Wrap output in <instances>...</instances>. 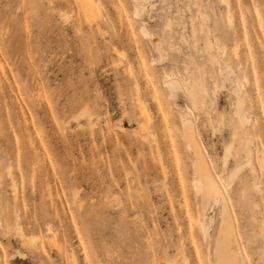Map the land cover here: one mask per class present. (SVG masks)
<instances>
[{
	"label": "rangeland",
	"instance_id": "obj_1",
	"mask_svg": "<svg viewBox=\"0 0 264 264\" xmlns=\"http://www.w3.org/2000/svg\"><path fill=\"white\" fill-rule=\"evenodd\" d=\"M92 2L0 0V264H215L185 119L264 264V0Z\"/></svg>",
	"mask_w": 264,
	"mask_h": 264
},
{
	"label": "bare ground",
	"instance_id": "obj_2",
	"mask_svg": "<svg viewBox=\"0 0 264 264\" xmlns=\"http://www.w3.org/2000/svg\"><path fill=\"white\" fill-rule=\"evenodd\" d=\"M79 1L83 11L86 14L93 15L92 11L94 10L93 8L94 4L92 0H79ZM136 14L137 15L140 14V9L136 11ZM228 17H230V15ZM167 87L172 96H175L177 91L181 89L180 85L177 82H175V80L168 81ZM189 91L190 94L192 95V98L196 102H197V96L200 93L201 94L204 93V91L199 89L195 84V82L191 80L189 82ZM241 122L242 123L244 122V117H241ZM182 125H183L184 134L189 142V147L194 152V156L196 159L199 183L195 184L194 187H195V191L200 194L203 208L205 209L209 203L221 204V225L215 247V264H239V257H241L240 248L237 247V250L234 252L231 247L233 242L236 243V238L234 236L235 235L234 228L229 214V205L227 199L223 193L222 187L220 186L219 182L217 181V179L211 172L210 168L208 167L204 154L199 148L198 142L196 141L194 135L193 122L190 119H185ZM228 153L229 150H227L226 152V157ZM245 194L246 193L244 194L238 193L236 196H234V198L236 199L237 202H245L246 200ZM21 238L24 241H28V238H26L24 235H21ZM163 264H169V262H164Z\"/></svg>",
	"mask_w": 264,
	"mask_h": 264
}]
</instances>
